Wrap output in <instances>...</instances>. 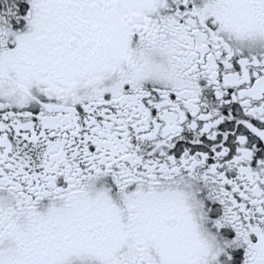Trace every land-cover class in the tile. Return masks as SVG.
<instances>
[{
    "label": "snow or ice",
    "instance_id": "obj_1",
    "mask_svg": "<svg viewBox=\"0 0 264 264\" xmlns=\"http://www.w3.org/2000/svg\"><path fill=\"white\" fill-rule=\"evenodd\" d=\"M0 264H264V0H0Z\"/></svg>",
    "mask_w": 264,
    "mask_h": 264
}]
</instances>
